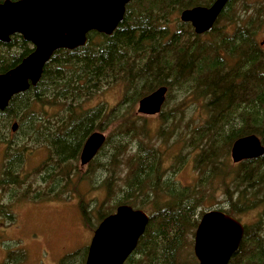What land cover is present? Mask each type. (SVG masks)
Here are the masks:
<instances>
[{
  "label": "trees",
  "instance_id": "trees-1",
  "mask_svg": "<svg viewBox=\"0 0 264 264\" xmlns=\"http://www.w3.org/2000/svg\"><path fill=\"white\" fill-rule=\"evenodd\" d=\"M213 2L131 0L112 34L90 31L85 45L54 52L38 83L14 95L0 110V130L17 119L19 130L26 131L34 144L48 143L51 151L50 159L30 173L43 188L31 196L27 188L18 199L79 194L82 181H98L91 167L101 164L99 155L106 154L103 165L109 173L98 181L106 197L93 212L97 222L121 204L143 209L150 217L124 264H195V231L217 189L224 198L216 202V209L236 218L264 203V155L234 163L230 154L234 141L245 135L256 134L264 145V50L256 41L264 21V0H229L215 25L201 35L179 18L184 9ZM32 50V43L18 33L7 43L0 42V73ZM115 83L125 91L117 106L109 111L103 105L86 107L104 86ZM160 86L168 90L177 86L203 101L204 123L186 134V144L198 149L194 184L184 185L175 178L181 155L167 165L161 144L147 139L144 117L134 111L142 97ZM160 114L162 123L172 127L171 118ZM103 118L117 127L87 174L78 165L80 152L87 137L105 127ZM168 130L162 126L158 137ZM23 150L16 146L10 157L7 153L2 188L23 182L14 167L22 162ZM111 196L115 204L105 210ZM80 209L85 221H90L92 209L84 202ZM75 255L64 257L61 264ZM228 264H264V236L245 226Z\"/></svg>",
  "mask_w": 264,
  "mask_h": 264
},
{
  "label": "water",
  "instance_id": "water-1",
  "mask_svg": "<svg viewBox=\"0 0 264 264\" xmlns=\"http://www.w3.org/2000/svg\"><path fill=\"white\" fill-rule=\"evenodd\" d=\"M131 0H4L0 1V42L7 43L18 33L33 44V50L16 66L0 73V110L11 98L40 80L45 65L61 48L75 49L87 43L88 33L112 34L123 20ZM229 0H214L208 6L184 9L183 22H190L197 34L209 31ZM264 44V40L261 41ZM168 88L160 86L142 97L137 112L159 113ZM17 123L12 125L16 130ZM102 131L92 132L80 152L85 166L106 141ZM231 159L239 163L264 155V145L256 134L242 136L231 147ZM149 214L128 204L117 206L94 230L85 264H124L136 248L149 222ZM244 225L218 209L203 213L194 236V253L199 264H228L244 235Z\"/></svg>",
  "mask_w": 264,
  "mask_h": 264
},
{
  "label": "rangeland",
  "instance_id": "rangeland-1",
  "mask_svg": "<svg viewBox=\"0 0 264 264\" xmlns=\"http://www.w3.org/2000/svg\"><path fill=\"white\" fill-rule=\"evenodd\" d=\"M239 14L240 12L237 13ZM220 25L224 24L221 22ZM258 30L256 41L264 50V44H261L264 40V21ZM124 96V86L117 83L110 84L104 86L85 105L86 107L103 105L109 111L117 106ZM137 108L138 103L135 104L134 111L144 117L143 125L148 130L147 139L152 143L161 144L166 164L169 165L175 159V155H181L182 162L175 178L184 185L194 184L198 178L194 162L198 149H193L186 144V134H189L191 128L204 123L203 120L206 118L203 114V101L194 99L191 92L174 86L167 91L166 100L159 113L142 115L137 112ZM162 112L171 118L172 127L162 123L160 114ZM106 120L105 118L101 120V124L104 123L105 127L98 130L108 137L116 129L117 123H108ZM15 122L18 124L16 119L8 126L1 127L0 130V177L8 159L7 153L9 152L10 157L13 148L20 146L24 149L21 156L22 162L18 167L15 162L14 167L18 169L23 182L15 186L9 184L4 188L0 186V264H61L64 257L73 253L77 255L67 258V264H80V262L85 264L94 230L101 222H97L93 212L106 197L105 189L99 187L98 181L104 179L109 173L103 165L107 155L100 154L101 164L95 163L91 167L92 175L94 174L95 177L96 173L98 181L96 183L82 181L79 194L72 193L64 199H31V197L18 199V196L27 188L30 189L29 196L36 193L37 189L43 188L39 186V182H34V176L30 173L48 158L50 159L51 151L46 142L34 144L26 131L24 133L18 129V125L16 130H13L12 125ZM161 125L165 128L169 127L162 138L158 137ZM47 131L42 135L47 134ZM175 131L180 132L175 134ZM109 148L111 149V146ZM90 164L91 161L81 166L79 156L78 165L84 173L89 170ZM92 175L90 174L89 177ZM216 192H218L216 199L205 204L207 210L208 208L216 209L219 206L216 202L223 201L221 190L217 189ZM114 198L111 196L106 200L105 210L114 206ZM81 202L92 209L90 221H85L81 214ZM116 208L111 209L112 213L116 211ZM237 217L244 226H249L250 229L253 227L258 234L264 236V203H258L256 207L239 213ZM192 249L194 252V242ZM195 264H199L198 259Z\"/></svg>",
  "mask_w": 264,
  "mask_h": 264
}]
</instances>
